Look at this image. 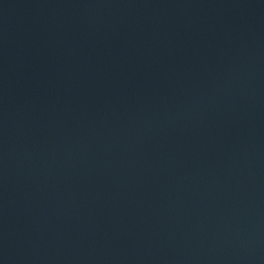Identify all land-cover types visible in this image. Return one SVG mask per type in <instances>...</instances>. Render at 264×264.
<instances>
[{"label":"water","instance_id":"obj_1","mask_svg":"<svg viewBox=\"0 0 264 264\" xmlns=\"http://www.w3.org/2000/svg\"><path fill=\"white\" fill-rule=\"evenodd\" d=\"M0 264H264V0H0Z\"/></svg>","mask_w":264,"mask_h":264}]
</instances>
